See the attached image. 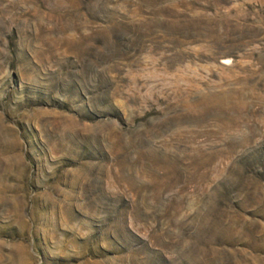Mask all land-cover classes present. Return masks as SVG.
<instances>
[{"label": "rangeland", "instance_id": "rangeland-1", "mask_svg": "<svg viewBox=\"0 0 264 264\" xmlns=\"http://www.w3.org/2000/svg\"><path fill=\"white\" fill-rule=\"evenodd\" d=\"M0 264H264V0H0Z\"/></svg>", "mask_w": 264, "mask_h": 264}]
</instances>
